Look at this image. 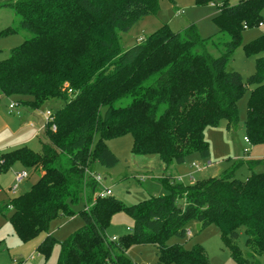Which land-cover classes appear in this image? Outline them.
Wrapping results in <instances>:
<instances>
[{"label":"trees","instance_id":"1","mask_svg":"<svg viewBox=\"0 0 264 264\" xmlns=\"http://www.w3.org/2000/svg\"><path fill=\"white\" fill-rule=\"evenodd\" d=\"M160 1L16 0L7 5L17 24L4 32L25 31L30 37L0 61V99L29 97L16 103L30 109L50 100L64 104L44 127L48 142L40 152L23 146L0 154L1 169L19 162L39 174L27 193L0 206V212L11 208L14 232L29 241L48 233L53 220L73 216L72 206L84 196L90 207L79 213L83 226L62 243L47 234L37 248L47 258L60 244L57 264H133L126 252L134 244H153L157 264H210L200 245L187 250L167 244L171 236L186 237L191 221L200 230L215 224L236 263L264 259V173L253 171L262 159L246 161L251 175L245 180L236 177L244 164L239 162L218 177L187 186L167 176L162 179L167 195L134 206L113 196L97 198L96 183L87 175L96 165H117L106 142L125 135L133 138L134 155H157L165 170L192 153L208 159L205 129L222 120L234 129L238 102L249 87L245 139L264 145V35L244 46L247 56H260L253 75L244 79L228 70L244 26L262 24L264 0L236 5L227 0L218 6L217 36L227 35L228 42L201 38L195 25L178 34L162 26L124 49L121 34L155 16ZM208 2L195 0L199 6ZM210 48L224 51L214 57ZM120 211L134 220L133 229L112 241L106 230ZM242 231L247 255L239 248Z\"/></svg>","mask_w":264,"mask_h":264},{"label":"rangeland","instance_id":"2","mask_svg":"<svg viewBox=\"0 0 264 264\" xmlns=\"http://www.w3.org/2000/svg\"><path fill=\"white\" fill-rule=\"evenodd\" d=\"M16 0H0V61L10 57L11 51L20 46L29 33L25 31H14L6 33L7 29H14L17 17L12 8L7 6ZM227 0H210L206 5H196L195 0H161L160 9L155 16H149L138 22L128 33L121 34V46L127 49L148 37L162 26H167L173 33L183 32L190 25H195L203 39L215 37L216 40L228 42L227 35H218V27L214 19L218 15V6ZM240 0H228L231 5H236ZM184 13L176 16L177 11ZM262 26H254L242 33V45L239 46L228 65V70L237 72L244 79L255 73L256 59L260 56H247L244 46L264 35V8L260 14ZM224 51V49H221ZM221 51L210 48V53L218 57ZM263 56V55H261ZM252 87H249L238 102L239 123L228 130L225 120L216 127H207L204 137L210 148V156L203 159L198 153L189 154L181 165L172 164L166 170L157 155L139 156L132 153L133 138L125 135L107 141V146L118 158L114 168L94 166L103 179L98 189H109L114 199L122 202L125 206H134L151 197H160L168 194L162 179L171 176L178 183L185 186L196 181L220 176L224 171L230 170L239 162L241 165L236 177L245 180L251 175L246 161L264 160V145L253 146L245 140L247 119V103ZM29 97L1 96L0 99V154H5L19 147H27L34 152H40L42 142L48 139L44 134L45 120L42 117L47 111H54L63 106L59 100H50L38 109H30L24 104H18L17 110L20 116L10 114L8 106L11 102L27 101ZM33 125V127H31ZM210 163L211 166L201 171L193 168L194 164L203 167ZM255 173H264V163L255 166ZM26 172L28 177L18 184L14 193L11 188L17 183L16 176ZM39 174L33 169L25 168L21 163L15 162L6 169L0 168V206L8 205L12 199L27 193L35 184ZM193 176L194 181L191 179ZM140 177H144L141 181ZM96 197V196H95ZM91 204V203H90ZM182 204V203H180ZM90 207L86 198L82 196L77 205L72 206L73 216H63L53 220L48 233L43 232L36 238L23 241L13 230L11 224L12 209L0 212V264H57L60 254V244H57L51 254L45 258L38 253L37 248L46 238L52 235L59 243L68 240L75 232L83 226L80 212ZM134 220L125 212L115 213L106 230L107 236L120 238L132 232ZM197 224L191 221L187 224V235L184 238L171 236L167 244L180 245L191 250L196 245L205 249L210 264H238L231 257V253L221 238L219 228L211 224L202 228H196ZM239 248L247 255L246 236L241 232ZM133 264H157V249L153 244L132 245L126 252ZM264 264V259L259 260Z\"/></svg>","mask_w":264,"mask_h":264},{"label":"built area","instance_id":"3","mask_svg":"<svg viewBox=\"0 0 264 264\" xmlns=\"http://www.w3.org/2000/svg\"><path fill=\"white\" fill-rule=\"evenodd\" d=\"M184 12L183 11H177L176 12V16L178 15H181L183 14ZM260 26H262V24H260ZM244 29H248V27L245 25L244 26ZM71 91H69L70 93ZM17 106H18V103L16 102H11L8 106V109H9V113L10 114H16L17 116H20V112L17 110ZM42 117L44 118L45 120V125L44 127L52 120L53 118V112L52 111H47L45 112L44 114H42ZM53 130H55V126L52 127ZM247 142H249L247 139H245ZM211 166L210 163L204 165L203 167L199 166L198 164H194L193 165V168L196 170V171H201L203 169H207ZM87 175L89 177V179L91 181H93L94 183H96V196L97 198H106V197H109V196H112V192L111 190L109 189H98V186L101 184V182L103 181L102 177L96 172V171H88L87 172ZM28 177V174L26 172H22V173H19L17 174L16 176V185L14 187L11 188V192L14 193L17 189V186L18 184H20L22 181H24L26 178ZM191 179L194 181V178L193 176H191ZM140 180L143 181L144 180V177H140ZM117 238H112V241H116Z\"/></svg>","mask_w":264,"mask_h":264},{"label":"water","instance_id":"4","mask_svg":"<svg viewBox=\"0 0 264 264\" xmlns=\"http://www.w3.org/2000/svg\"><path fill=\"white\" fill-rule=\"evenodd\" d=\"M196 228L198 231H200V224H197Z\"/></svg>","mask_w":264,"mask_h":264},{"label":"crops","instance_id":"5","mask_svg":"<svg viewBox=\"0 0 264 264\" xmlns=\"http://www.w3.org/2000/svg\"><path fill=\"white\" fill-rule=\"evenodd\" d=\"M134 45V44H133ZM31 127H33V125H31ZM197 224V223H196Z\"/></svg>","mask_w":264,"mask_h":264}]
</instances>
